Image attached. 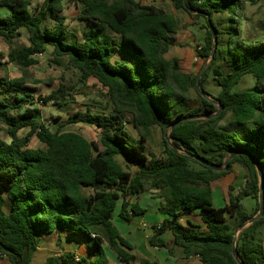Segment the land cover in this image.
I'll use <instances>...</instances> for the list:
<instances>
[{
	"label": "trees",
	"instance_id": "trees-1",
	"mask_svg": "<svg viewBox=\"0 0 264 264\" xmlns=\"http://www.w3.org/2000/svg\"><path fill=\"white\" fill-rule=\"evenodd\" d=\"M65 1L43 0L32 9L30 0H0V7L10 10L0 16V36L9 45L8 63L29 68L38 63L36 56L53 48L54 64L78 71L83 80L94 78L107 90L111 110L69 117L70 123L100 129L99 143L78 133L52 131L36 120L40 110L35 105L41 101L61 107L76 93L60 87L36 98L24 79L0 76V124L10 138V142L0 138V258L31 264L42 237L65 232L87 242L93 256L89 264H109L105 243L125 264H159L131 255L132 245L113 222L121 199L122 219L144 215L130 198L149 188L164 198L163 210L170 217L154 226L150 245L168 247L165 235L170 234L173 247L193 250L199 257L197 264H239L233 254L236 234L258 214L263 194L262 215L239 233L236 251L244 264H264V242L259 239L264 184L257 171L258 166L264 177V35L245 40L240 25L246 5L258 0H187L186 6L184 0H172L192 19L205 20L204 43L197 52L205 61L215 46L206 16L210 17L217 49L200 85L204 90L213 74L221 87L214 99L223 106L218 116L180 123L171 132L172 144L168 133L175 122L219 111L196 89L203 68L196 76L186 74L173 55L175 18L135 0H69L80 6L78 20L85 29L79 33L66 24ZM226 14L229 23L224 29L215 16ZM23 29L28 44L14 47ZM247 75L255 78L254 90L234 91ZM191 89L202 105L189 111ZM226 119L224 126L221 122ZM127 123L138 132V140L131 137ZM27 128L29 133L20 137L19 131ZM154 128L164 134L162 158L147 154ZM34 135L45 148L29 146ZM228 158L224 170L208 166L223 167ZM190 161L200 168H193ZM235 166L247 171L245 186L237 194L230 187L228 201L215 206L214 182ZM132 167L137 168L135 174L129 171ZM248 197L256 201L253 212L242 204ZM196 213L201 215V226L181 222L182 216ZM46 264L88 263L66 253L49 258Z\"/></svg>",
	"mask_w": 264,
	"mask_h": 264
},
{
	"label": "rangeland",
	"instance_id": "rangeland-1",
	"mask_svg": "<svg viewBox=\"0 0 264 264\" xmlns=\"http://www.w3.org/2000/svg\"><path fill=\"white\" fill-rule=\"evenodd\" d=\"M43 0H30L31 8L34 9L36 6L42 3ZM80 13V6L69 0L65 1L64 16L67 21L66 24L72 30L77 32H82L85 25L78 20V15ZM193 14H196L195 12ZM242 19L240 22L242 37L245 40H256L264 35V0H258L255 5L247 4L245 12L242 14ZM192 24L186 25L187 32L190 33L189 38L191 39V44H194L193 52L197 57L198 49L204 43L205 38V20L203 18L192 19ZM216 23L219 24L221 28L227 29L229 23V15H216ZM28 43V32L26 29L21 31V36L14 40L13 46L20 47ZM190 43H185L179 47V50H184L186 53L189 50ZM9 52V45L0 36V63L2 64L0 69V76L3 78H22L25 80V86H27L36 98L39 96H46L51 94L53 91L59 89L60 87H66L76 93L72 100L63 106H58L53 103L48 105L43 104L38 101L35 106L40 110V113L36 116V120L50 127L52 131L61 132H74L84 136L87 140L93 142H100L101 131L93 125L86 123H70L69 117L77 112L83 114L87 112H92L94 114L108 113L111 110V105L109 98L107 96V90L104 89L101 84L97 82L96 79L90 78L88 80L81 79V75L78 71L73 69H67L66 67L58 66L54 64L51 59L53 58V48L47 47V52L36 56L38 63L29 68H21L15 64L8 63L7 54ZM192 57V56H191ZM194 58V55H193ZM209 61H205L201 58V63L192 61L189 65L198 67L196 71L192 74L196 76L201 68ZM207 64V65H208ZM188 66V65H186ZM187 71V70H186ZM255 88V78L252 75L244 76L243 79L235 86L234 91L243 92L251 91ZM204 91L209 95L208 100L213 101L218 105V102L214 99L221 92V87L214 80L213 74H211L208 80L204 83ZM188 105L187 110L191 111L199 108L202 103L197 93L194 89H191L188 93ZM219 106V105H218ZM130 119L128 118V121ZM222 125H227V119L221 122ZM6 127L0 124V138L7 142H10V138L5 133L4 129ZM126 128L130 133L131 137L138 140L139 134L133 128L130 123L126 124ZM30 129H22L19 131V136L24 137L29 133ZM173 141L172 139L170 140ZM29 146L31 148H45V145L39 140L37 135H34L30 139ZM164 134L158 129L154 128L152 131V137L147 143V154L149 158H162L164 155ZM120 163L125 167V161L123 158H119ZM193 168L199 169L200 167L194 162L190 161ZM129 171L133 174L136 173V168H129ZM247 171L241 167L235 166L234 171L225 177H222L214 182L213 188L215 191V206L219 204H225L229 199L230 187L233 188V193L237 194L241 191L246 183ZM245 209L248 212H253L256 201L252 198H246L242 201ZM257 216V215H256ZM255 217V216H254ZM230 217L228 218V220ZM116 216H114V222L116 221ZM121 220L118 219V221ZM122 221L115 222L117 227L120 228ZM127 224L125 221L123 222ZM259 239L264 242V225L260 228ZM108 248V244H104ZM58 247L60 243L58 242ZM110 248V247H109ZM152 250L154 248L151 247ZM176 251H181L176 249ZM175 253V252H174ZM66 254V253H64ZM36 255V254H35ZM35 257V256H34ZM54 257V256H52ZM51 258L48 257L45 262L40 256L35 264H45L46 261ZM155 258V257H153ZM7 259V258H5ZM8 260V259H7ZM32 264V263H31ZM135 264H139L136 262ZM182 264V263H181Z\"/></svg>",
	"mask_w": 264,
	"mask_h": 264
},
{
	"label": "crops",
	"instance_id": "crops-1",
	"mask_svg": "<svg viewBox=\"0 0 264 264\" xmlns=\"http://www.w3.org/2000/svg\"><path fill=\"white\" fill-rule=\"evenodd\" d=\"M135 1L144 5H154L175 18L177 25L176 34L174 35L175 46L173 48V55L180 59L183 72L193 76L194 74L192 73H194L198 67L190 66L189 64L192 61L201 63V57H197L193 52L194 44H191V39L189 38L190 33L187 32L186 29V25H190L193 22L191 15L184 10L176 9L172 0ZM9 14V9L0 7V16H7ZM185 43H190L187 53L184 50H179V47ZM46 52L47 48L45 53ZM159 194L160 193L158 191L147 188L139 196H132L130 198L131 204L137 203L140 208L145 211V213L142 216L134 217L131 221L124 220L119 216L123 199L119 201L116 213L114 215L117 219L115 222H120L123 220V222L125 221L127 224L122 222V226L118 228L117 223H115L114 220L113 222L118 228L120 234L132 245L133 249L128 252L131 255L137 256L138 258L147 259L150 262H158L159 264L199 263V257L194 253L193 250L186 252L182 249L174 248L172 244V236L170 234L165 235V240L169 243L168 247L158 248L150 245L149 239L154 234V226H159L165 219L170 218L169 215L163 210L165 200ZM223 205L224 204H219L218 206ZM120 218L121 220L118 221ZM181 222L184 225H188V223L196 226L202 225L201 215L199 213L184 215L181 218ZM58 242L60 243V247H58ZM151 247L154 248V250H152ZM172 248L173 252H170V249ZM176 249L181 251H176ZM104 251L109 264H125L111 248H106L104 245ZM64 253H71L75 256V259L77 258L79 260H85L88 264L93 260V256L88 244L83 238L70 237L67 233L60 232L50 236L42 237L40 239L37 252L35 253L36 255H34L35 257H33L31 263L35 264L40 256L45 262L48 257H60ZM135 263L136 262L130 264ZM0 264L11 263L5 258H0Z\"/></svg>",
	"mask_w": 264,
	"mask_h": 264
},
{
	"label": "water",
	"instance_id": "water-1",
	"mask_svg": "<svg viewBox=\"0 0 264 264\" xmlns=\"http://www.w3.org/2000/svg\"><path fill=\"white\" fill-rule=\"evenodd\" d=\"M184 5H185V6L187 5V0H184ZM190 12H191V13H194V11H191V10H190ZM195 13H196V12H195ZM206 17H207V19H208V23L210 24V27H211V30H212V35H213V38H214V43H215V46H214V48H213V50H212V52H211V57H210V60H212L213 57H214V55H215L216 49H217V38H216V35H215V28H214V26L212 25V22H211V20H210V17H209V16H206ZM210 60H209V61H210ZM207 64H208V63H207ZM207 64L203 67L202 71H201L200 74H199V77H198V79H197L196 89H197V91H198L203 97H205V98H207V99H210V98H209V95H208V94H207V93L201 88V85H200V80H201V77H202V74H203L204 70H205L206 67H207ZM218 105H219V104H218ZM222 110H223V106H222V105H219V111H218L216 114L212 115V116H208V117H206V116H188V117H185V118H183V119H181V120L175 122V123L173 124L172 128L169 130V133H168V141H169V143L172 144V142L170 141V140H171V132H172L173 129L176 128L180 123L185 122V121H191V120H200V119L212 118V117L218 116V115L222 112ZM172 146H173V145H172ZM173 147H174V146H173ZM174 148H175V147H174ZM181 153H184V152H181ZM184 154H185V153H184ZM197 160H199V159L197 158ZM229 161H230V159L228 158V159L226 160V162H225V165H224L223 167L212 166V165H208V164H206V163H205V164L208 165V166H209L211 169H213V170H224V169H226V168L228 167V165H229ZM200 162H202V161H200ZM257 171H258V174H259L260 179H261V184L263 185V184H264V177L262 176L261 170H260V168H259L258 166H257ZM261 189H262V188H261ZM259 204H260V208H259V212H258L257 216L251 218L248 222H246L244 225H242V226L240 227V229L238 230L237 234H236V238H235V241H234L233 254H234V257H235V259L238 261L239 264H244V263L240 260L238 254H237V251H236V242H237L238 235H239L240 232H242L244 229H246L247 227H249L251 224H253L256 220H258V219L261 217L262 212H263V194H260Z\"/></svg>",
	"mask_w": 264,
	"mask_h": 264
},
{
	"label": "built area",
	"instance_id": "built-area-1",
	"mask_svg": "<svg viewBox=\"0 0 264 264\" xmlns=\"http://www.w3.org/2000/svg\"><path fill=\"white\" fill-rule=\"evenodd\" d=\"M199 49H200V47H199ZM199 49H198V50H199ZM1 258H6V256H2ZM75 260H76V261H80V260L77 259V258H76Z\"/></svg>",
	"mask_w": 264,
	"mask_h": 264
}]
</instances>
